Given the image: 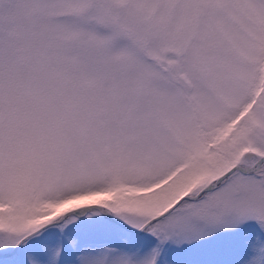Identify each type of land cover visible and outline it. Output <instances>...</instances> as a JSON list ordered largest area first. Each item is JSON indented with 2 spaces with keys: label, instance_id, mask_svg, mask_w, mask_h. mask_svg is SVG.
I'll list each match as a JSON object with an SVG mask.
<instances>
[{
  "label": "snow or ice",
  "instance_id": "1",
  "mask_svg": "<svg viewBox=\"0 0 264 264\" xmlns=\"http://www.w3.org/2000/svg\"><path fill=\"white\" fill-rule=\"evenodd\" d=\"M0 264H264V0H0Z\"/></svg>",
  "mask_w": 264,
  "mask_h": 264
}]
</instances>
